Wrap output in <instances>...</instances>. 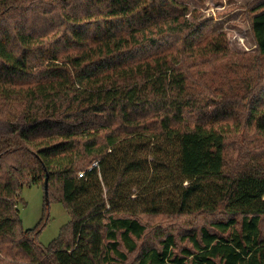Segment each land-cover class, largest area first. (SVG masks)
I'll use <instances>...</instances> for the list:
<instances>
[{
  "label": "trees",
  "instance_id": "obj_1",
  "mask_svg": "<svg viewBox=\"0 0 264 264\" xmlns=\"http://www.w3.org/2000/svg\"><path fill=\"white\" fill-rule=\"evenodd\" d=\"M187 3L0 0V264H264V147L245 146L264 140V0L239 61ZM221 63L201 91L216 82L240 108L196 105L192 70ZM46 175L71 220L44 247L18 208ZM160 213L207 221L147 238L138 216Z\"/></svg>",
  "mask_w": 264,
  "mask_h": 264
},
{
  "label": "rangeland",
  "instance_id": "obj_2",
  "mask_svg": "<svg viewBox=\"0 0 264 264\" xmlns=\"http://www.w3.org/2000/svg\"><path fill=\"white\" fill-rule=\"evenodd\" d=\"M187 1L190 20L192 18V21H194L193 14L197 12L195 19L197 24L212 23L213 34L225 36L228 50L232 53V56L236 57L238 61L243 60V57L251 60L255 54V45L249 32V25L246 19V7L252 0H203L202 3L198 0ZM211 64L202 66L197 70H192V77L196 80L198 79V85L200 77L203 78L204 82H207L211 78H224V74H230L232 71L231 68L225 69L224 63H221L218 68ZM198 85L195 83L193 89L202 93V95L196 98V105L215 106L226 101L234 109L240 108L233 99L226 96L224 98L221 95L226 93V91L217 90L218 83L214 82L211 86L210 90L212 94L201 91V87ZM240 110H236V113L238 114ZM254 139L249 136V141L246 142L245 146L248 147L249 144H253L255 147L260 145L264 147V140L260 141L256 139V141H253ZM241 145L242 140L240 138L230 137L227 148L228 163L235 159L238 146ZM148 161H151V158ZM95 162H98V160H95ZM95 162L93 160L90 163L91 166ZM157 185L160 189L165 190L166 181H159ZM130 190L134 195L138 193L136 180L130 185ZM134 195L130 197L131 200L135 199ZM20 198L24 202V206L18 208L23 229L31 230L43 223V227L37 236V242L47 247L57 238L61 228L70 222V214L67 213L61 203L52 202L45 208L42 187H24L20 193ZM138 218L147 228V232L149 233L146 236L147 238L154 237L157 234L161 236L168 234L181 236L205 226L207 221L200 214L172 215L160 213L157 215H139ZM133 260L134 255H130L128 263L132 264Z\"/></svg>",
  "mask_w": 264,
  "mask_h": 264
},
{
  "label": "water",
  "instance_id": "obj_3",
  "mask_svg": "<svg viewBox=\"0 0 264 264\" xmlns=\"http://www.w3.org/2000/svg\"><path fill=\"white\" fill-rule=\"evenodd\" d=\"M44 198L46 201V204L48 205V176L46 175L45 181H44Z\"/></svg>",
  "mask_w": 264,
  "mask_h": 264
},
{
  "label": "built area",
  "instance_id": "obj_4",
  "mask_svg": "<svg viewBox=\"0 0 264 264\" xmlns=\"http://www.w3.org/2000/svg\"><path fill=\"white\" fill-rule=\"evenodd\" d=\"M97 166H98V162L93 163V165L88 169V171H91L93 168H96ZM83 175H84V172H81L78 174V177L81 178L83 177Z\"/></svg>",
  "mask_w": 264,
  "mask_h": 264
}]
</instances>
